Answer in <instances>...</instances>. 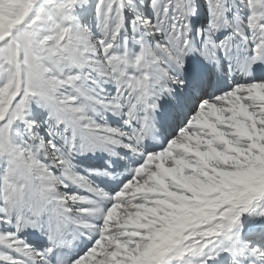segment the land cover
Returning <instances> with one entry per match:
<instances>
[{"label":"snow or ice","instance_id":"obj_1","mask_svg":"<svg viewBox=\"0 0 264 264\" xmlns=\"http://www.w3.org/2000/svg\"><path fill=\"white\" fill-rule=\"evenodd\" d=\"M0 264H264V0H0Z\"/></svg>","mask_w":264,"mask_h":264}]
</instances>
